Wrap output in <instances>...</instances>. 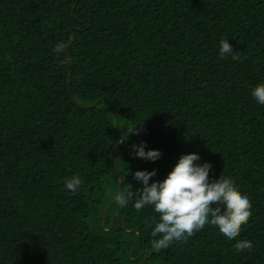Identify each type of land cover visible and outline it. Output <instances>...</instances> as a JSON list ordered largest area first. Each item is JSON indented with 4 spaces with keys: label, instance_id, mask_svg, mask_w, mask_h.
I'll return each mask as SVG.
<instances>
[{
    "label": "trees",
    "instance_id": "16d2710c",
    "mask_svg": "<svg viewBox=\"0 0 264 264\" xmlns=\"http://www.w3.org/2000/svg\"><path fill=\"white\" fill-rule=\"evenodd\" d=\"M221 38L239 59L220 58ZM262 83L264 0H0V264H264ZM120 133L124 191L142 187L135 171L162 180L196 152L249 196L252 249L209 225L156 250L158 214L131 203L114 202L103 226ZM141 140L161 158H134ZM72 174L76 195L63 187Z\"/></svg>",
    "mask_w": 264,
    "mask_h": 264
},
{
    "label": "clouds",
    "instance_id": "9594fccd",
    "mask_svg": "<svg viewBox=\"0 0 264 264\" xmlns=\"http://www.w3.org/2000/svg\"><path fill=\"white\" fill-rule=\"evenodd\" d=\"M65 48L66 43L60 41L54 45L53 51L63 56ZM219 56L221 59L229 56L233 60L239 59L227 38L219 40ZM251 96L257 106H264V83L253 86ZM135 134L138 135L139 130ZM132 149L134 158L155 162L162 156L161 150L147 148V142L143 140L133 144ZM200 161L198 153H184L162 180H151L157 169L135 171L133 179L142 184L138 194L123 189L107 194L121 209L131 203L137 211L151 207L158 214L154 226L149 225L151 246L156 250L186 241L209 225L226 240H234L232 247L237 253L251 250L252 241L241 237L243 226L252 216L249 196L239 191L230 177L221 174L218 179L210 178L212 163ZM83 184L79 174L63 178L64 189L72 195L78 194Z\"/></svg>",
    "mask_w": 264,
    "mask_h": 264
},
{
    "label": "water",
    "instance_id": "95a60500",
    "mask_svg": "<svg viewBox=\"0 0 264 264\" xmlns=\"http://www.w3.org/2000/svg\"><path fill=\"white\" fill-rule=\"evenodd\" d=\"M66 52H67V56H68V59H69V62H70V58H69L68 50H66ZM70 79H71V74H69V78H68V87H70ZM71 96H72V95H71ZM72 97H73V96H72ZM101 101H102V98L96 100L94 103H92V104H90V105H87L86 107L94 106V105L98 104V103L101 102ZM115 127H116L117 130L119 129V117H118L117 114H116ZM118 131H119V130H118ZM120 136H121V140H120V142H119V143L116 145V147H115V164H116L117 174H118V178H119V191H120L121 189H123V177H122V175H121V173H120V171H119V168H118V153H117V151H118L119 146H120V145L122 144V142L124 141V135H123L122 133H120ZM114 202H115L114 199L111 200V201L107 204V206L105 207V210H104L103 226H105V224H106V218H107V212H108V209H109V207H110ZM115 217H116V214L113 216V221L115 220ZM124 226H125V222H124ZM133 231H138V230L133 229ZM138 238H139V235H137V237H136V239H135V241H134L133 248H132L131 251H130V256H131V257H132L133 251H134L135 248H136ZM143 253H144V251H143L141 254H143ZM132 258H133V257H132ZM137 258H138V257L133 258V260H136ZM144 260H145V259H144ZM144 260H142L140 263H142Z\"/></svg>",
    "mask_w": 264,
    "mask_h": 264
},
{
    "label": "rangeland",
    "instance_id": "374dc122",
    "mask_svg": "<svg viewBox=\"0 0 264 264\" xmlns=\"http://www.w3.org/2000/svg\"><path fill=\"white\" fill-rule=\"evenodd\" d=\"M141 255V254H140Z\"/></svg>",
    "mask_w": 264,
    "mask_h": 264
}]
</instances>
